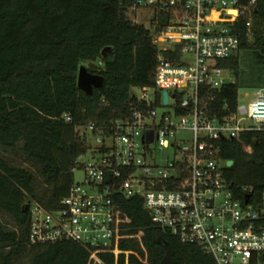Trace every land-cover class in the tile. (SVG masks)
<instances>
[{
    "label": "built area",
    "instance_id": "1",
    "mask_svg": "<svg viewBox=\"0 0 264 264\" xmlns=\"http://www.w3.org/2000/svg\"><path fill=\"white\" fill-rule=\"evenodd\" d=\"M257 4L132 0L128 18L144 25L158 48L155 83L132 88L128 118L77 127L88 147L73 173L80 171L83 178L74 180L59 209L30 203L32 244L73 241L86 247L95 263L110 253L119 264L125 253L128 264L133 252L119 248L115 197L142 196L156 226L199 246L216 264H264V192L261 202L252 201V187L246 186L243 199L236 198L226 177L229 160L222 157L224 142L264 132V86L253 95H241L240 89L236 105L225 101L220 112L212 113L205 97L236 82L233 71L219 64L237 55L242 30L251 36ZM145 9L151 11L147 24ZM64 119L72 121L69 115ZM179 132L191 138L183 141ZM158 149L171 153L158 158Z\"/></svg>",
    "mask_w": 264,
    "mask_h": 264
},
{
    "label": "trees",
    "instance_id": "2",
    "mask_svg": "<svg viewBox=\"0 0 264 264\" xmlns=\"http://www.w3.org/2000/svg\"><path fill=\"white\" fill-rule=\"evenodd\" d=\"M257 2L251 36L242 30L237 55L219 64L233 71L236 82L205 94L212 113L220 112L225 101L236 105L244 60L258 64L260 70L252 66L250 75L264 82V0ZM131 3L0 0V264H99L73 241L32 244L25 206L37 202L59 209L74 183L77 159L88 147L77 127L128 118L132 88L154 85L158 48L148 29L128 18ZM107 47L112 52L103 56ZM84 65L104 77V85L92 94L78 87ZM64 115L72 121L66 122ZM222 157L233 161L226 177L235 197L242 200L248 186L252 201L261 202L264 132H246L224 142ZM115 199L119 248L133 252L128 264H161L166 254L161 241L171 245L176 264H216L199 246L182 243L156 226L142 196ZM100 257L102 264H115L113 254ZM118 263L126 264L125 253Z\"/></svg>",
    "mask_w": 264,
    "mask_h": 264
},
{
    "label": "rangeland",
    "instance_id": "3",
    "mask_svg": "<svg viewBox=\"0 0 264 264\" xmlns=\"http://www.w3.org/2000/svg\"><path fill=\"white\" fill-rule=\"evenodd\" d=\"M150 15H151V11L150 10H146V9L145 10H141L142 21L145 24H147ZM133 17L134 18H138V16L135 13L133 14ZM138 20H140V18H138ZM250 62L251 61H249V60L248 61H245L244 60V62L242 64V72L243 73H242V79H241V81H242L241 82V90H240V94L241 95L242 94L244 95V93H247V92L253 95L255 93V91H256V88L261 87V86H264V82L263 83H261V82L259 83L258 82V79H256L255 77L252 76L253 74L250 75L251 74L252 66L254 67V69L260 70L258 64L255 63L254 60H253V62H251V63ZM84 66L85 67H88L87 65H84ZM262 69L264 70V66L262 67ZM226 75L228 77L231 76L228 73H226ZM247 77H250V79H252V80L255 79L256 82L254 84H250V83L246 82L247 81L246 79H248ZM232 78L236 79L235 75H233ZM240 102L241 103L244 102L242 98H240ZM177 137L180 138V139H182L183 141H185V140H188L189 138H191V134L189 132H179L177 134ZM170 153H171L170 150H167V149L159 150L158 149L157 156H158V158H159V156L162 157V158H165L168 155H170ZM82 178H83L82 172H80V171L75 172V174H74V180L75 181L79 182V181L82 180Z\"/></svg>",
    "mask_w": 264,
    "mask_h": 264
},
{
    "label": "water",
    "instance_id": "4",
    "mask_svg": "<svg viewBox=\"0 0 264 264\" xmlns=\"http://www.w3.org/2000/svg\"><path fill=\"white\" fill-rule=\"evenodd\" d=\"M258 12V10H256ZM112 52L110 47L105 48L102 51L103 56H108ZM104 85V77L97 75V74H92L88 71V68L85 66H81L79 68V73H78V87L83 90L86 94H92L93 90L95 88H101ZM165 100L167 102L168 96L167 93H165ZM233 161L228 162V166H232ZM231 188H233V184H231ZM247 201V200H246ZM30 203H28L25 206V210H29ZM162 246L164 247L166 254L164 259L162 260L161 264H176V260L174 257V252L171 247V245L166 242V241H161Z\"/></svg>",
    "mask_w": 264,
    "mask_h": 264
}]
</instances>
